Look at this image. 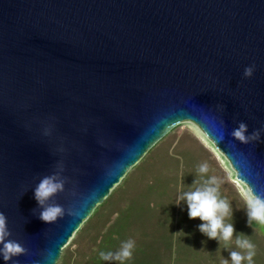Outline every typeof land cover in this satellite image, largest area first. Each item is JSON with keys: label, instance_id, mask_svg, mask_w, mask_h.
Segmentation results:
<instances>
[{"label": "water", "instance_id": "water-1", "mask_svg": "<svg viewBox=\"0 0 264 264\" xmlns=\"http://www.w3.org/2000/svg\"><path fill=\"white\" fill-rule=\"evenodd\" d=\"M185 122L264 198V0H0V213L26 250L7 264H58ZM51 176L49 225L34 190Z\"/></svg>", "mask_w": 264, "mask_h": 264}, {"label": "rangeland", "instance_id": "rangeland-1", "mask_svg": "<svg viewBox=\"0 0 264 264\" xmlns=\"http://www.w3.org/2000/svg\"><path fill=\"white\" fill-rule=\"evenodd\" d=\"M204 162L209 172L201 176L197 169ZM228 167L235 172L198 127L180 124L112 190L66 245L58 264H120L116 260L97 263L99 252L118 251L129 239L135 246L126 264H231L230 252L239 250L234 243L239 234L256 246L255 264H264V233L258 225L248 226L244 202L231 182L221 185V195L233 210L226 220L235 228L228 245L202 234V222L189 219L184 202H175L194 182L210 176L223 179Z\"/></svg>", "mask_w": 264, "mask_h": 264}, {"label": "clouds", "instance_id": "clouds-1", "mask_svg": "<svg viewBox=\"0 0 264 264\" xmlns=\"http://www.w3.org/2000/svg\"><path fill=\"white\" fill-rule=\"evenodd\" d=\"M252 68L245 70V76L252 75ZM247 129L241 124L238 130L233 132V137L243 144H247L250 139H258L259 133L252 137H246ZM220 140L223 139L221 136ZM198 173L203 176L209 172V164L204 162L197 169ZM231 182L243 200L248 226H260L264 228V198L254 194L249 183L244 179L237 177V174L228 167L226 176L223 179L217 176H210L203 181L194 182V186L188 191L181 192L176 197V204L184 202L187 205L189 219H199L202 223L199 225V231L209 239H216L228 245L233 241L235 228L233 223L226 222L232 216V207L229 199L221 195V185L225 182ZM63 191V181L56 176L46 177L40 181L34 190V198L41 206L39 219L46 224H54L58 218H63L64 211L58 205L45 206L46 202L58 192ZM73 218L78 217V212H70ZM7 228V218L0 213V259L9 262L15 257L25 254V248L10 238ZM235 246L239 250L230 252L231 264H255L256 246L251 239L239 234L235 238ZM134 241L129 239L121 243L118 251H100L99 257L102 261H119L120 264H126L132 259L134 250ZM222 264H229L223 261Z\"/></svg>", "mask_w": 264, "mask_h": 264}, {"label": "trees", "instance_id": "trees-1", "mask_svg": "<svg viewBox=\"0 0 264 264\" xmlns=\"http://www.w3.org/2000/svg\"><path fill=\"white\" fill-rule=\"evenodd\" d=\"M160 142H161V141H160ZM160 142H159V143H160ZM157 145H158V144H157ZM149 152H150V151H149ZM149 152H148V153H149ZM101 206H103V205H100V206L96 209V211L93 213L92 216H94V215L98 212V210H99V208H100ZM92 216H91V217H92ZM91 217H90V218H91ZM260 230H261L262 233H264V228H261V227H260ZM100 260H101V259H99V260L97 259V263H98Z\"/></svg>", "mask_w": 264, "mask_h": 264}]
</instances>
